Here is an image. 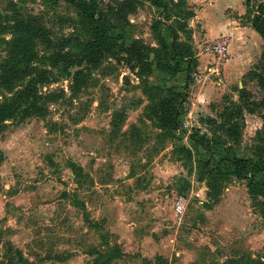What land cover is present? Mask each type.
<instances>
[{
	"label": "rangeland",
	"instance_id": "rangeland-1",
	"mask_svg": "<svg viewBox=\"0 0 264 264\" xmlns=\"http://www.w3.org/2000/svg\"><path fill=\"white\" fill-rule=\"evenodd\" d=\"M186 1L193 15L181 37L192 46L196 60L197 45L205 41L202 19L196 18L203 4L213 1L222 16L241 18L244 24L264 6V0H252L248 8L246 0ZM229 1L235 3L233 8ZM15 10L40 16L51 40L72 38L65 42V51H79L75 38L82 39V30L65 0H0V24L14 23ZM160 11L146 1L130 15L132 35L155 43L150 25ZM11 39L10 33L0 32V65L8 56ZM36 49L42 56L55 48L45 50L39 44ZM263 51L255 55L257 61ZM85 71L89 84L74 96L73 75L63 64L53 69L52 82L41 90L64 91V96L49 103L46 116L10 120L0 131V152L5 156L0 164V230L4 231L0 262L12 245L28 261L18 264H95L107 242L122 253L112 264H158L159 257L161 264H222L248 257L264 262V215L246 181L232 177L216 194L201 173L200 150L186 137L178 142L179 130L176 139L161 138V129L147 115L149 101L134 73L113 59ZM185 74L171 82L182 85ZM160 78L156 71L150 81ZM246 83L254 99H264L257 81L247 78ZM235 94L226 97L237 99ZM139 100L142 103L137 105ZM225 103L226 98L212 100L208 112L199 109L195 114L205 131L209 130L203 116L217 117ZM124 109L126 119L116 131L114 112ZM262 113L264 107L246 113L238 156L252 155L264 123ZM181 145L190 147L191 159L178 150ZM71 162L84 169L80 176ZM177 196L187 200L183 216L174 212Z\"/></svg>",
	"mask_w": 264,
	"mask_h": 264
},
{
	"label": "trees",
	"instance_id": "trees-1",
	"mask_svg": "<svg viewBox=\"0 0 264 264\" xmlns=\"http://www.w3.org/2000/svg\"><path fill=\"white\" fill-rule=\"evenodd\" d=\"M55 2L56 0H50ZM77 15V26L82 30V39L75 38L80 45L79 51H65V42L72 38L53 41L48 37L49 30L40 16L15 10L14 23L0 24L1 33H10L9 52L0 65V131L7 128V122L25 120L31 116L44 117L48 113L49 103L57 102L64 91L44 93L41 87L51 83L53 69L65 65L72 76L71 89L76 96L84 85L89 84L87 70L98 68L109 59L125 65L139 79L149 103L146 112L150 119L161 129V138L176 139L185 103L188 97L187 84L172 83L180 73H186L187 83L191 73L197 67L192 46L182 39L181 33L188 32L187 21L193 15L186 0H151L160 8V14L153 18L150 25L155 43H148L132 35L134 28L130 15L137 12L148 0H65ZM250 6L252 0H246ZM255 30L264 38V6L251 19ZM39 42V43H38ZM47 42V43H45ZM43 44L49 54L39 56L37 45ZM36 60V61H34ZM50 61V63H46ZM50 66L51 68H47ZM80 67L73 74L70 69ZM160 72V80L151 83L150 76ZM163 74V75H162ZM264 91V52L255 69L246 75ZM247 84L238 89L239 98H226L225 105L217 110V117L203 116L202 121L208 126V132L196 129L191 136V143L200 154L199 165L209 179L216 194L225 188L232 178L246 181L248 192L253 202L261 207L264 215V123L257 132L258 143L252 155L238 156L236 147L241 144L246 113L260 112L264 99L257 101ZM142 100L136 102L137 105ZM264 122V113L261 114ZM126 119V109L115 111L112 125L120 131ZM133 132L138 133L137 127ZM181 137L177 138V141ZM179 142V141H178ZM180 152L192 158L190 147L181 145ZM5 156L0 152V164ZM76 176L84 169L71 162ZM202 178V177H201ZM4 231L0 230V237ZM105 251L99 252L95 264H112L122 253L116 246L107 242ZM60 258V257H57ZM158 264L163 258H158ZM28 262L20 249L12 245L0 264H18ZM264 264L260 258H239L222 264Z\"/></svg>",
	"mask_w": 264,
	"mask_h": 264
},
{
	"label": "crops",
	"instance_id": "crops-1",
	"mask_svg": "<svg viewBox=\"0 0 264 264\" xmlns=\"http://www.w3.org/2000/svg\"><path fill=\"white\" fill-rule=\"evenodd\" d=\"M228 3L231 4L228 6L233 8L235 3L232 1ZM203 5L202 10H198L196 18L202 19L204 40H211L222 33L231 35L232 40L229 48L230 57L224 69V81L222 85H217L213 82H208L205 85H198L191 91V95L187 97L188 101L186 100L185 104L188 109H186V112L190 111L194 116L199 109L202 110V112H208V104L210 101L214 100L220 102L224 100L230 92H237V94H235L237 99L235 97L231 98L238 100V89L243 88L244 83L247 84L246 79L248 77H246V75L249 71L255 69V66L260 61H257V56L255 55L259 54V52L264 49V38L255 30L251 21H247L244 24L241 18L222 16L220 10L217 12L216 3H213V1ZM209 59L210 57L208 55H199L197 58V69H203L209 62ZM256 61L257 64L252 68ZM182 74H185V72H182ZM184 76L187 75L185 74ZM192 83L193 79L191 77L189 83H187L186 80L182 85L184 86V84H187L186 90H191ZM188 142L191 144V140ZM185 145L190 146L189 144Z\"/></svg>",
	"mask_w": 264,
	"mask_h": 264
},
{
	"label": "built area",
	"instance_id": "built-area-1",
	"mask_svg": "<svg viewBox=\"0 0 264 264\" xmlns=\"http://www.w3.org/2000/svg\"><path fill=\"white\" fill-rule=\"evenodd\" d=\"M231 40V35L222 33L211 40L202 41L197 45L198 54L200 56L208 55L210 59L203 69H199L192 73V89L186 90L188 96L191 95V91L198 85H205L208 82L222 85L224 81V69L230 57L229 48ZM196 129L205 131V129L199 124V121L194 114L190 111L183 114V119L181 120L178 129V133L181 135V138L184 139V137H186V140H191V136ZM186 207V198L184 196H177L173 204L174 212L178 216H183L186 212Z\"/></svg>",
	"mask_w": 264,
	"mask_h": 264
}]
</instances>
